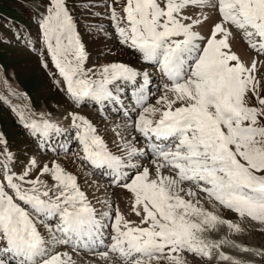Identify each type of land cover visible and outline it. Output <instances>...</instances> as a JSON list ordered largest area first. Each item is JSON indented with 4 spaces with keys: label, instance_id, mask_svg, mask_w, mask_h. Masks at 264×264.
<instances>
[{
    "label": "snow or ice",
    "instance_id": "snow-or-ice-1",
    "mask_svg": "<svg viewBox=\"0 0 264 264\" xmlns=\"http://www.w3.org/2000/svg\"><path fill=\"white\" fill-rule=\"evenodd\" d=\"M30 3L41 66L51 62L53 83L74 105L91 101L101 112L112 105L125 120L112 126V151L77 112L67 113L64 127L50 114L25 115L12 106L37 152L70 151L58 138L71 132L79 166L98 170L108 184H89L106 193L95 198L97 209L76 174L58 161L41 162L27 142L14 152L0 132V264H77L74 256L96 258L87 264H188V256L201 264L213 258L252 264L227 255L224 244L264 257L227 238L209 239L221 225L243 229L204 207L264 224V0H97L105 11L90 15L107 16L111 31L103 25L89 31L137 53L154 73L123 62L86 67L88 52L66 0ZM12 31L36 51L16 26ZM241 44L254 55L242 58L235 50ZM155 73L161 95L153 105L147 101ZM108 188L127 194L138 223L113 207Z\"/></svg>",
    "mask_w": 264,
    "mask_h": 264
},
{
    "label": "rangeland",
    "instance_id": "rangeland-1",
    "mask_svg": "<svg viewBox=\"0 0 264 264\" xmlns=\"http://www.w3.org/2000/svg\"><path fill=\"white\" fill-rule=\"evenodd\" d=\"M23 1L24 0H0V38H2L0 39V65L4 73L3 78L7 81L0 84V96L4 98L0 99V132L4 133L10 147L16 149L17 152H19L21 146L25 145L27 142V152L29 154L35 152L41 162L50 163L55 160L59 161L60 164L65 163L66 168L79 177L80 187L87 193L94 206L100 209L102 206L96 203L95 198L99 196L100 199H104L106 193H104V189L97 190L95 185L89 187V184H91L93 180L97 181L100 185H107L108 182L104 177L96 174L98 170H90L87 167L82 169L79 166L80 162L76 160L74 156V153L79 150L76 141L69 147L70 151H68L66 153L67 156L64 157H68V159L62 158L59 153L60 150H58V154L50 151L42 153L37 152L35 143L27 141L23 129L16 122L17 118L12 111V106L15 105L17 111L23 112L25 115H28L29 112L50 113L52 116H55L53 120L59 121L60 124L66 123L62 118L64 116L67 117L68 112H82V114L98 128L100 135L104 137L112 151H116V147L113 143L114 133L112 131V126L114 124L123 123L125 118L120 113L113 112L109 106L106 107L107 110L105 113L98 114L95 112L94 108L92 109L88 106L90 103L76 106L64 96L62 85L57 86L54 84L53 76L49 74L50 72L54 73L51 62H48L47 68L41 66L40 56L43 51V45L39 39L37 24L32 18L36 14V9L32 8V6H28V2L24 4ZM34 2H39V0H34ZM121 3H123V0H121ZM66 4L76 22L77 29L88 52L86 67H98L101 61L108 60H118L129 64L131 60V66L134 68L141 70L148 68L150 73H154V69L144 64L139 59L137 53L123 46L119 47L121 45L114 39H105L103 36H97L95 32L89 31V25H103L105 31H111L109 27L110 21L107 16L90 15L91 12L104 13L105 9L102 3L97 4V0H66ZM13 26H16L22 31L25 38L32 40L36 47L35 52L24 48L21 43L15 39L12 31ZM114 47H117L119 50H112ZM244 48L245 47L241 44L237 45L235 49L240 53L242 58L249 59L252 56L250 50L246 52ZM44 59L48 60L46 53H44ZM11 74H13V76H11ZM159 79V74L155 73L151 84V95L147 103L155 105L156 97L161 95V93L157 91ZM30 100L38 104V106H32ZM45 109L49 110V112H46ZM71 136L72 133L68 132L58 139L60 143H64L65 141L69 143V141L72 140ZM142 145L143 141H141L138 146L143 147ZM14 149L12 150L15 152ZM19 159L21 161H26L27 158L25 156H20ZM147 161L148 160H146V162ZM16 167L17 171H19L21 165H17ZM89 171H92L94 174L88 175ZM46 181L51 184L49 177H46ZM185 187H187V185H185ZM107 192L114 193V195L110 197L113 207L119 205L121 212L126 218L137 223L139 222V218L130 212L126 193L121 192L119 188L114 190L108 188ZM210 206L212 207L211 204ZM220 209L221 210H217L221 218H223L222 216L224 215V218L240 224L243 230L241 232H235L229 230L226 225H221L218 231L206 234L209 239L219 240L221 238H227L232 241L233 244L243 248L264 251V224L252 221L248 218H243V220H241L230 210ZM211 210L214 211L213 208H211ZM113 217L114 211L112 212V217L106 218L104 222L110 224ZM40 231L44 233L45 229L41 227ZM109 231L110 229H107L106 234ZM106 242L108 241L106 240ZM221 249L227 255L235 258V260L241 262L250 261L252 264H264V257L241 251L232 244H224L221 246ZM100 250L103 251L104 249L101 248ZM74 259L77 260V264H87L89 259L96 258L84 257L81 259L74 256ZM187 259L188 264H201L199 258L193 260L191 256H188ZM98 264H122V262L118 260H113L111 262L99 260ZM153 264H155V262H153ZM204 264H209V262L205 259ZM210 264H233V261H223L213 258Z\"/></svg>",
    "mask_w": 264,
    "mask_h": 264
},
{
    "label": "bare ground",
    "instance_id": "bare-ground-1",
    "mask_svg": "<svg viewBox=\"0 0 264 264\" xmlns=\"http://www.w3.org/2000/svg\"><path fill=\"white\" fill-rule=\"evenodd\" d=\"M157 85V84H156ZM93 106H94V104H93ZM17 122V121H16Z\"/></svg>",
    "mask_w": 264,
    "mask_h": 264
}]
</instances>
